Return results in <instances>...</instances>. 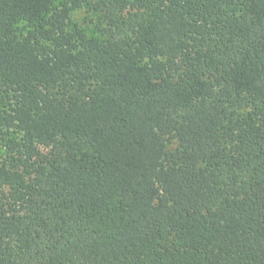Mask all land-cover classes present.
<instances>
[{
	"label": "trees",
	"instance_id": "obj_1",
	"mask_svg": "<svg viewBox=\"0 0 264 264\" xmlns=\"http://www.w3.org/2000/svg\"><path fill=\"white\" fill-rule=\"evenodd\" d=\"M55 3L0 0V264H264V0Z\"/></svg>",
	"mask_w": 264,
	"mask_h": 264
},
{
	"label": "rangeland",
	"instance_id": "obj_2",
	"mask_svg": "<svg viewBox=\"0 0 264 264\" xmlns=\"http://www.w3.org/2000/svg\"><path fill=\"white\" fill-rule=\"evenodd\" d=\"M61 2L62 0H56L55 5H60ZM100 23V16L93 11L91 5H85L83 8L72 13L67 30L72 32L73 30L78 29L89 38L102 41V38L96 32ZM26 30L25 25H19L16 28V32L21 36L24 35ZM11 103L12 101L10 100V97L0 90V111L5 110ZM20 137L21 135L16 130L0 128V163L3 164L11 160V152L16 145L20 144Z\"/></svg>",
	"mask_w": 264,
	"mask_h": 264
}]
</instances>
